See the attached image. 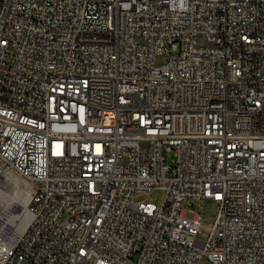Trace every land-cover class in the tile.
<instances>
[{"label": "built area", "instance_id": "2783aa9c", "mask_svg": "<svg viewBox=\"0 0 264 264\" xmlns=\"http://www.w3.org/2000/svg\"><path fill=\"white\" fill-rule=\"evenodd\" d=\"M16 177L33 216L0 264H264V0H0Z\"/></svg>", "mask_w": 264, "mask_h": 264}, {"label": "rangeland", "instance_id": "374dc122", "mask_svg": "<svg viewBox=\"0 0 264 264\" xmlns=\"http://www.w3.org/2000/svg\"><path fill=\"white\" fill-rule=\"evenodd\" d=\"M168 60L167 55H160L157 58V63L162 64ZM3 192L0 194V229H3L7 233L14 229L12 225H6L8 222L7 216L8 213L11 214L10 218H13L17 207L21 203H25L24 199L27 197V208L29 205V200L31 196V189L29 184L23 180L20 177H16L15 181L13 183H6L3 186ZM8 194V195H7ZM166 195V189L165 188H156L150 193H143L136 195L135 199L138 200H149L152 199L156 204L161 205L164 201ZM196 208H198L202 213V223L206 226L212 224L215 220V214L217 207L215 204L211 201H207L205 203H202V207L199 206L198 203H196ZM21 211V210H20ZM27 211L24 210V213ZM17 222V221H16ZM15 222V223H16ZM200 237L206 238L207 237V231L204 230L203 233L200 234ZM202 264H209L208 260H204Z\"/></svg>", "mask_w": 264, "mask_h": 264}, {"label": "bare ground", "instance_id": "6f19581e", "mask_svg": "<svg viewBox=\"0 0 264 264\" xmlns=\"http://www.w3.org/2000/svg\"><path fill=\"white\" fill-rule=\"evenodd\" d=\"M4 184H6V183H4ZM4 184H3V186H4ZM30 198H31V196H30ZM24 201H25V203H21L17 207L16 211L15 212H12V213L19 212L18 214H14L13 215V218H10L11 217V214L10 213H8V215L10 217L7 216V220H8L7 222L8 223L6 225H12L13 226L14 229L11 231V236L14 239L17 238L26 229V227L30 223L31 217L33 216V207H28L27 208V206H26V204H27V202H26L27 201V197H25ZM29 202H30V200H29ZM24 210L27 211V212L24 213Z\"/></svg>", "mask_w": 264, "mask_h": 264}]
</instances>
